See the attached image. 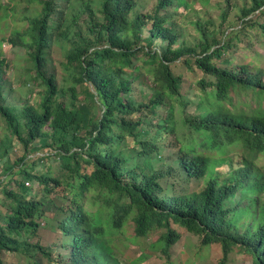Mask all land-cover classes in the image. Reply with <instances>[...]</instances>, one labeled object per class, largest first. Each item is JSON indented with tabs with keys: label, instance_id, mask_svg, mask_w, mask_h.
Listing matches in <instances>:
<instances>
[{
	"label": "trees",
	"instance_id": "16d2710c",
	"mask_svg": "<svg viewBox=\"0 0 264 264\" xmlns=\"http://www.w3.org/2000/svg\"><path fill=\"white\" fill-rule=\"evenodd\" d=\"M23 1L32 5L26 27L16 28L9 42L26 50L34 71L27 82L42 88V99L7 103L10 64L0 40V127L26 152L52 149L45 156L60 159V174L22 168L19 192L6 191L14 204L0 223V264L4 252L23 248L17 237L34 234L47 208L58 214L65 264H128L116 256L112 236L129 223L136 237L160 230L154 246L164 264H174L177 224L201 235L203 246L220 244L218 264L235 247L264 264V72L229 68L224 57L247 27L264 32V0L241 7L242 27L229 33L206 15L190 19V41L181 39L187 26L176 13L193 0ZM55 46L64 56L60 78L48 64ZM176 61L202 72L199 94L184 90ZM233 92H251L256 104L235 102ZM190 105L196 112L187 111ZM171 136L174 151L164 161ZM27 182L43 187L41 199ZM86 193L95 210L85 207Z\"/></svg>",
	"mask_w": 264,
	"mask_h": 264
},
{
	"label": "rangeland",
	"instance_id": "374dc122",
	"mask_svg": "<svg viewBox=\"0 0 264 264\" xmlns=\"http://www.w3.org/2000/svg\"><path fill=\"white\" fill-rule=\"evenodd\" d=\"M250 0H193L187 6H180L177 13V20L184 26L183 37L190 41L194 38V28L190 19H195L201 15L210 17L215 26L223 25L226 33L235 29H241L242 24L239 18L240 8L249 4ZM151 3H147L149 6ZM238 5L233 8L232 5ZM32 5L23 0H0V40L2 42V50L6 54L10 67L5 74V90L7 103L22 106L25 101L31 100L38 105L42 99L40 93L41 87L36 83L27 82L30 74L34 71L30 69V62L26 50L20 46H13L9 42L10 36L16 28L24 29L26 27L25 13L31 10ZM146 5L144 10H146ZM229 10L227 19L223 20L221 15L224 10ZM241 13V12H240ZM260 13L256 12L252 18L259 20L257 17ZM259 22H264V14L260 17ZM262 27L246 28V33L241 37V41L234 39L233 48L226 52L224 57L229 59V68L238 69L241 65H248L254 71L262 70L264 72V32ZM64 60L62 51L55 46L49 56V67L58 73L60 78L63 71L60 62ZM173 69L182 73L185 78L184 90L188 91L189 96L199 94L196 80L203 76L202 72L194 67L193 70L186 69L182 66V61H176L172 65ZM146 81H150L147 78ZM146 90L149 89L148 83H143ZM79 99L84 98L83 87H79ZM139 95V88L136 89ZM234 101H249L254 106L256 102L251 92H242L241 95L232 93ZM189 112H196L195 105H190L187 109ZM169 138L165 143L166 148L163 150L162 156L167 161L172 156L174 149L170 147L172 139ZM38 139L35 140V143ZM52 149H41L32 152L23 149L22 145L15 139L14 135L0 127V223H4L5 217L11 213V206L14 199L7 197L6 191L19 192L17 182L23 181V173L20 174L22 168L34 174L46 173L52 171L57 176L60 174V159L54 154L50 157L45 155L51 153ZM7 151V154H5ZM26 156L23 162H20L23 156ZM41 156L43 159H40ZM260 163L264 164V156L261 157ZM13 167L12 171H8ZM9 176L11 179L8 180ZM32 194L37 195V199L43 196V187L38 183H31L29 186ZM61 192L52 195L50 198L60 197ZM69 195L68 189L64 195ZM90 193H86L83 203L89 210H95V205L89 201ZM48 200V199H47ZM63 201L64 204L69 199H57ZM61 201H58L61 204ZM58 214L53 209H46L43 217L37 220L39 227L33 234H22L17 239L23 247L20 251L4 252L2 259L5 264H65L67 262L68 248L61 247L62 236L56 229V220ZM3 219V220H2ZM55 226V228H54ZM181 233L180 239L172 247V260L174 264H218L223 256L221 245L218 243L210 245L201 244V235L185 231L181 226L174 225ZM160 235V230L152 231L146 237H136L132 223L126 225L121 232H116L112 236V244L117 251L116 256L120 257L128 264H164L165 258L159 248L155 247V241ZM29 246V247H28ZM36 246L41 247L49 256H46ZM226 264H253L252 255L244 250L235 247L228 255Z\"/></svg>",
	"mask_w": 264,
	"mask_h": 264
},
{
	"label": "built area",
	"instance_id": "2783aa9c",
	"mask_svg": "<svg viewBox=\"0 0 264 264\" xmlns=\"http://www.w3.org/2000/svg\"><path fill=\"white\" fill-rule=\"evenodd\" d=\"M26 185H27V186H29V185H30V183H29V182H27V183H26Z\"/></svg>",
	"mask_w": 264,
	"mask_h": 264
}]
</instances>
